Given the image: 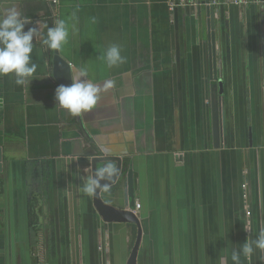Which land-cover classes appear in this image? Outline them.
Returning a JSON list of instances; mask_svg holds the SVG:
<instances>
[{
    "label": "crops",
    "instance_id": "0c3cea01",
    "mask_svg": "<svg viewBox=\"0 0 264 264\" xmlns=\"http://www.w3.org/2000/svg\"><path fill=\"white\" fill-rule=\"evenodd\" d=\"M207 1L0 0V17L15 9L38 29L41 77L29 87L0 77V264H233L232 249L264 228V0L214 7L217 144ZM57 19L68 24L58 54L71 78L86 68L98 85L114 81L80 117L55 108L53 50L41 38ZM112 44L126 59L109 69L100 57ZM105 161L116 174L84 196L78 186ZM129 169L137 224L103 221L94 202L123 209Z\"/></svg>",
    "mask_w": 264,
    "mask_h": 264
},
{
    "label": "clouds",
    "instance_id": "9594fccd",
    "mask_svg": "<svg viewBox=\"0 0 264 264\" xmlns=\"http://www.w3.org/2000/svg\"><path fill=\"white\" fill-rule=\"evenodd\" d=\"M75 16V13L72 14ZM27 19L15 9H9L7 14L0 17V77L14 79L17 86H28L36 76L38 65L32 61L34 39L40 34L36 27L27 26ZM69 36L68 24L64 19H57L53 26L48 27L46 34L41 38L42 46L48 50H60L67 43ZM107 68L112 69L125 63V57L121 55V47L118 44L109 46L100 57ZM114 86V81L105 80L102 85L94 83L89 78L86 68L80 69L70 85H59L55 89V108L66 111L70 116L80 117L93 111L100 100L101 93H107ZM117 168L114 162L105 161L98 167L94 175L87 177L79 191L86 197L93 196L101 187V181L111 180L116 174ZM106 187V185H104ZM244 231L249 232L245 225ZM227 242V241H226ZM227 250V247L224 249ZM257 256L260 264H264V228L260 229L255 239L246 237L243 244L237 245L231 251L233 264H241V257L250 260ZM224 264V257L220 258Z\"/></svg>",
    "mask_w": 264,
    "mask_h": 264
},
{
    "label": "water",
    "instance_id": "95a60500",
    "mask_svg": "<svg viewBox=\"0 0 264 264\" xmlns=\"http://www.w3.org/2000/svg\"><path fill=\"white\" fill-rule=\"evenodd\" d=\"M19 1H31V0H18ZM205 18L207 29V55L209 58L210 69V81L212 85V93L210 96V109H211V125H212V138L215 144L219 138V97L222 95V81L217 80L216 77V49H215V9L209 5V1L206 2ZM52 74L53 79L58 85H70L71 84V70L69 64L63 60L58 54L57 50H53L52 57ZM218 89V93L217 90ZM2 164V155L0 149V172ZM123 209H117L107 203H104L101 199H96L94 207L98 215L106 222L117 223H132L137 224V219L132 213L135 209V189L132 170H128L125 180V188L123 191ZM117 199V198H115ZM139 238V237H138ZM140 238L138 239L139 242Z\"/></svg>",
    "mask_w": 264,
    "mask_h": 264
},
{
    "label": "built area",
    "instance_id": "2783aa9c",
    "mask_svg": "<svg viewBox=\"0 0 264 264\" xmlns=\"http://www.w3.org/2000/svg\"><path fill=\"white\" fill-rule=\"evenodd\" d=\"M3 1H18V0H3ZM53 4H56L58 0H49ZM168 6L171 10H174L178 7H191L197 4V0H167ZM262 0H209V5L213 7H246L249 5H257L260 4ZM140 206L136 204L135 210H139Z\"/></svg>",
    "mask_w": 264,
    "mask_h": 264
},
{
    "label": "trees",
    "instance_id": "16d2710c",
    "mask_svg": "<svg viewBox=\"0 0 264 264\" xmlns=\"http://www.w3.org/2000/svg\"><path fill=\"white\" fill-rule=\"evenodd\" d=\"M2 193V181L0 180V194ZM38 197L33 195L31 197V204L29 206L30 209V214H29V218L31 220V225L34 227L36 226L37 223V216L35 214V205H36V201H37ZM36 228V227H35Z\"/></svg>",
    "mask_w": 264,
    "mask_h": 264
}]
</instances>
